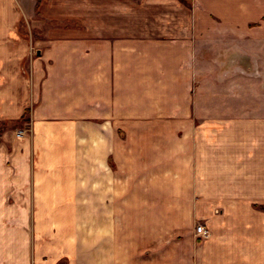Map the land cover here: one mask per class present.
<instances>
[{
  "label": "crops",
  "instance_id": "obj_1",
  "mask_svg": "<svg viewBox=\"0 0 264 264\" xmlns=\"http://www.w3.org/2000/svg\"><path fill=\"white\" fill-rule=\"evenodd\" d=\"M23 120L0 264H264V0H0Z\"/></svg>",
  "mask_w": 264,
  "mask_h": 264
},
{
  "label": "built area",
  "instance_id": "obj_2",
  "mask_svg": "<svg viewBox=\"0 0 264 264\" xmlns=\"http://www.w3.org/2000/svg\"><path fill=\"white\" fill-rule=\"evenodd\" d=\"M25 135H26V133L25 132H21V131H19V132L16 133V136L18 138H22ZM195 233H196L197 236H199L202 239H206V238L209 237V232L204 228V226H201V225H198L196 227Z\"/></svg>",
  "mask_w": 264,
  "mask_h": 264
},
{
  "label": "rangeland",
  "instance_id": "obj_3",
  "mask_svg": "<svg viewBox=\"0 0 264 264\" xmlns=\"http://www.w3.org/2000/svg\"><path fill=\"white\" fill-rule=\"evenodd\" d=\"M22 28L24 29V27L22 26ZM25 30H28L27 29V26L25 27ZM22 123H24V124H0V131H1V129H3L4 127H12V128H14V127H19V128H24V130H27V128H28V124H27V122H26V120H23V122ZM25 132V131H24ZM26 133V132H25ZM57 264H68L67 262H66V260L65 259H63V260H61V261H59Z\"/></svg>",
  "mask_w": 264,
  "mask_h": 264
},
{
  "label": "trees",
  "instance_id": "obj_4",
  "mask_svg": "<svg viewBox=\"0 0 264 264\" xmlns=\"http://www.w3.org/2000/svg\"><path fill=\"white\" fill-rule=\"evenodd\" d=\"M23 118H21V120H22Z\"/></svg>",
  "mask_w": 264,
  "mask_h": 264
}]
</instances>
